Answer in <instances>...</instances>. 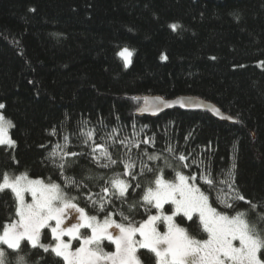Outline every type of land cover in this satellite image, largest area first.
Wrapping results in <instances>:
<instances>
[{"label":"trees","instance_id":"16d2710c","mask_svg":"<svg viewBox=\"0 0 264 264\" xmlns=\"http://www.w3.org/2000/svg\"><path fill=\"white\" fill-rule=\"evenodd\" d=\"M34 9V11H32ZM177 24L173 31L170 27ZM132 52L125 66L118 53ZM163 57H167L164 59ZM264 0H0V103L12 121L10 136L15 146H0V181L4 173H27L57 182L89 215L104 218V212L86 198L102 194L114 175H122L132 187L126 203L113 198L108 211L141 222L157 212L144 210V190L154 186L155 175H139L141 163L162 170L166 180L175 171L211 173L217 180L232 172L235 186L254 204H264ZM148 94L165 97L196 95L216 103L237 119L222 121L206 111L173 108L157 116L137 115L136 109ZM143 128V131L141 129ZM94 129L97 143L115 130L117 140L125 137L152 144L127 149L119 143L109 150L118 161L110 169L97 166L90 147L82 144L80 132ZM55 130V135L53 131ZM68 151L87 155L68 158L72 165L64 175L74 177L80 188L65 187L49 153L65 143ZM173 149L172 153L167 148ZM148 154L160 157L148 160ZM188 157L190 167L176 159ZM131 157L136 180L123 176L120 161ZM167 165H172L168 167ZM233 165L235 167L233 168ZM175 169V171H174ZM156 174H160L159 172ZM139 183L141 187L136 188ZM218 184L210 202L218 211L235 214L217 203ZM136 207L129 212V205ZM16 201L10 190L0 192V225L15 216ZM164 210L171 211V204ZM256 222L264 207L253 210L239 202ZM175 220L198 239L205 238L198 217ZM162 224H160V227ZM264 227V224L260 225ZM2 231V227H0ZM41 240L52 243L50 229ZM111 249L112 245L105 241ZM6 248V246H4ZM28 264H57L59 258L23 244ZM264 251V250H262ZM143 264L155 257L145 249L138 252ZM15 252L8 259L15 261ZM59 264H63L62 261Z\"/></svg>","mask_w":264,"mask_h":264},{"label":"snow or ice","instance_id":"6c2138e0","mask_svg":"<svg viewBox=\"0 0 264 264\" xmlns=\"http://www.w3.org/2000/svg\"><path fill=\"white\" fill-rule=\"evenodd\" d=\"M170 27L175 31L179 26L172 24ZM118 55L123 59L125 66L131 63L132 52L129 49L124 48ZM261 66H264V62H261ZM176 103L185 107L188 102L179 100ZM171 106V103L160 97H156L152 104L145 98V106L138 110L155 114L162 107ZM4 107L5 105L0 103V109ZM211 110L214 113L219 112L216 108ZM11 127L12 122L0 114V146H15V141L9 134ZM55 134L54 130L53 135ZM80 136L82 144L90 147L92 161L106 169L118 163L109 150L116 143L127 149L125 155H128L133 147L139 149L141 143L155 146L154 138L141 141L135 138V134L133 138L117 140L115 130L104 138V143L96 142L94 129L82 130ZM64 140L63 145H55L49 153V159L53 166L59 169L65 187L79 189L81 184L74 177L64 175V172L72 166L68 158L87 153L69 152V137L64 136ZM167 151L172 153L173 149L168 147ZM143 155H147L148 160L160 159L158 155H150L146 151ZM176 159L182 167H190L187 163L188 157L184 154L178 155ZM120 163L124 168L123 176L136 180L137 174L133 171L136 168L135 161L129 156ZM146 172H152L155 179L154 186L150 184L144 190L141 197L142 206L146 212L156 209L157 214H150L146 220L138 223L122 211L118 213L121 222H117L113 218L117 213L107 210V206L113 204V198L126 203L128 189L132 187L120 175H114L106 182L110 187H102V194H95L98 199H93V194L86 197L98 212L105 213L101 220L97 215H88L85 209L75 202L77 197L69 196L58 183L30 179L27 173L15 177L4 173L0 181V192L10 190L14 194V214L17 219L0 225V264H13L8 259L9 251L16 253L14 264H28V254L24 253L22 247L24 242H27L31 249L39 248L44 253H51L59 258L57 264L60 261L63 264H143L137 254L140 249L153 254L155 264H264V227L260 226L264 224V214L258 213L256 222H251L247 210H237L241 201L248 203L253 210L264 207V204L257 205L247 200L235 186L232 172H227L223 180L214 179L211 173H201L199 179L208 186V192L203 191L197 184L195 172L185 175L182 171H175L174 181H169L163 177L162 170L149 168L141 163L139 175H145ZM158 172L160 174H156ZM218 184H224L227 191L220 188L215 202L223 204L226 209H232L235 214L218 211L210 202V193ZM135 187L139 188L141 185L137 183ZM26 194L30 195L31 202L26 201ZM166 204L174 206L170 215L164 214ZM135 207V204L129 205V212ZM73 212L78 214L77 222L66 225V221L75 219L71 216ZM180 214L188 221H193L194 216L198 217L199 226L206 238L198 239L191 235L188 229L177 224L174 218ZM158 222H163L166 231L161 232L158 229ZM44 229H50L54 244L41 242ZM81 229L90 230V234L82 233ZM64 237H69V240L66 241ZM72 241H78L79 246L73 248ZM105 241L114 245L115 250L106 251Z\"/></svg>","mask_w":264,"mask_h":264},{"label":"water","instance_id":"95a60500","mask_svg":"<svg viewBox=\"0 0 264 264\" xmlns=\"http://www.w3.org/2000/svg\"><path fill=\"white\" fill-rule=\"evenodd\" d=\"M156 97H160L163 100L169 102L172 104L171 107H162L160 111L156 112L155 114H152L151 111L148 112H140L138 109L142 108L145 106V98H148L149 104L154 103L155 98ZM179 100H184L188 103H186L185 107H181L178 103H176V101ZM196 105H199V107H197ZM173 108H180L183 110H191V111H206L209 112L213 117L222 120V121H229V122H236L237 119L234 118L232 115L224 112L216 103H214L211 100H207L203 97L200 96H196V95H179L176 97H165L161 94H148L145 95L143 97V101L142 103L137 107L136 109V113L137 115H145V116H157L159 114H161L162 112L169 110V109H173ZM212 108H216L219 109L218 113H214L211 109Z\"/></svg>","mask_w":264,"mask_h":264},{"label":"rangeland","instance_id":"374dc122","mask_svg":"<svg viewBox=\"0 0 264 264\" xmlns=\"http://www.w3.org/2000/svg\"><path fill=\"white\" fill-rule=\"evenodd\" d=\"M0 114H2L7 120H10L8 117H6L4 114H3V112H2V109H0ZM11 121V120H10ZM12 122V121H11ZM11 129V128H10ZM10 129H9V134H10ZM21 174H23V173H18V174H9V176L10 177H15V176H19V175H21ZM121 176V178H122V175H120ZM28 177L30 178V179H42V180H44L45 182H51V181H47V180H45L44 178H41V177H31V176H29L28 175ZM175 179V178H174ZM174 179L173 180H169V181H174ZM55 183H57V182H55ZM59 184V183H58ZM25 199H26V201L27 202H31V197H30V195H28V194H26L25 195ZM76 202V201H75ZM80 207V206H79ZM163 211H164V214H171L172 213V211H174V206L173 205H171V211L170 212H167V211H165L164 209H163ZM87 213V212H86ZM88 214V213H87ZM155 214H157V212L156 213H154V214H152V215H155ZM89 215V214H88ZM71 216L72 217H75V219H70L69 221H66V225H69L70 223H75V222H77V220H78V214L77 213H75V212H73L72 214H71ZM99 218V217H98ZM15 219H17V217L15 218ZM99 219H103V218H99ZM147 219V218H146ZM145 219V220H146ZM175 219V218H174ZM176 221V220H175ZM53 224H54V222H52ZM176 223H177V221H176ZM160 224H162V226L160 227ZM178 224V223H177ZM181 226V225H180ZM157 227H158V229L161 231V232H163V231H166V226L163 224V222H158L157 223ZM182 227V226H181ZM81 232L82 233H85V234H90V230H86V229H81ZM137 238H139V237H137ZM205 238H206V236H205ZM205 238H202V239H205ZM64 239L67 241V240H69V237H64ZM41 242H42V240H41ZM43 243V242H42ZM238 243V242H237ZM45 244H54V241H52V243H45ZM72 244H73V248H75V247H78L79 246V242L78 241H72ZM104 247H105V250L106 251H114L115 250V248H114V245H112V248L111 249H109V248H107L105 245H104ZM138 254V253H137ZM155 264V263H154Z\"/></svg>","mask_w":264,"mask_h":264}]
</instances>
